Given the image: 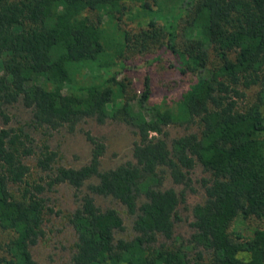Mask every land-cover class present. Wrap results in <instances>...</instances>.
<instances>
[{
	"label": "trees",
	"instance_id": "16d2710c",
	"mask_svg": "<svg viewBox=\"0 0 264 264\" xmlns=\"http://www.w3.org/2000/svg\"><path fill=\"white\" fill-rule=\"evenodd\" d=\"M125 1L0 0V230L10 234L0 246V264H37L30 246L44 233L41 194L60 183L78 193L91 179L69 217L76 235L72 264H264V228L253 229L251 237L229 231L238 215H264V0H134L153 12L139 34L116 27ZM167 2L168 15L153 8ZM177 6L179 13L172 11ZM153 40L185 57L180 73L204 77L174 106L147 117L132 108L111 68L136 41L145 47ZM83 72L110 74L98 82H75ZM253 86L255 101L241 110L239 101ZM150 94L146 76L139 102L147 103ZM14 103L31 111L33 126L50 130L72 132L87 118L124 122L137 135L133 161L101 169L106 144L86 131L88 162L57 165L56 151L36 146L29 132L10 124L5 106ZM195 123L198 133L167 142L166 125ZM28 157L44 174L39 180H27ZM196 163L210 178L202 182L203 202L192 209L188 243L198 249L190 258L183 246L169 247L158 238L172 237L181 199L162 186L164 175L185 183ZM10 184L23 185L20 197ZM94 195L110 197L134 215L132 238L115 239L123 219L116 209L97 205ZM203 252L210 254L208 262ZM241 252L249 258L239 257Z\"/></svg>",
	"mask_w": 264,
	"mask_h": 264
},
{
	"label": "rangeland",
	"instance_id": "374dc122",
	"mask_svg": "<svg viewBox=\"0 0 264 264\" xmlns=\"http://www.w3.org/2000/svg\"><path fill=\"white\" fill-rule=\"evenodd\" d=\"M160 7L161 9L154 5L153 8L158 11L161 10V14L168 15L172 3L167 2ZM178 8L177 6L172 11L179 13ZM90 16L94 17L93 14H90ZM152 18L153 12H144L140 7V3L134 0H126L124 16L116 27L121 32L127 30L131 34H139L147 28V23ZM159 22L163 24L164 19L159 20ZM162 40L164 39L160 41ZM181 41L182 39L176 41L178 49L181 46ZM136 42L137 45L131 47L123 57L117 59V62L111 68V72H117V80H121L124 84V96L129 98L132 108L135 111H141L147 117H151L157 109L162 110L174 106L181 94L188 90L191 85L197 84L198 80L204 77V73H180L179 62L185 59L180 51L173 54L165 45L154 40L148 41L145 47L139 41ZM92 74L85 72L77 74L75 82L79 84L98 82L110 73H102L101 77ZM146 76L150 78L151 94L148 102L144 103L139 102V98ZM257 90L256 86L246 90V97L239 101L241 110H245L255 101ZM120 102L118 100L117 104ZM5 110L11 118L10 124L15 127H23L29 132L36 146L46 144L57 152V165L78 168L88 162L91 145L86 139V131L102 138L106 144L105 153L101 157V169L104 170L126 161H133L132 145L136 141L137 135L134 133V129L124 122L108 119L104 123H98L93 118H87L79 122L72 132L64 127L50 130L33 126L31 124V111L21 103L7 105ZM200 128L201 126L198 123L188 126L169 124L164 127L166 134L164 136L167 142L170 143L173 138L186 133H198ZM153 135L162 137L158 134ZM24 161L31 167L27 180H39V176L44 175L36 169L33 157L25 158ZM187 175V181L181 184L174 183L167 173L164 175L162 186L173 188L181 199L176 207L172 237L166 239L159 236L158 241L169 247L183 246L188 251L189 257L193 258L198 248H191L188 243L193 232L191 225L193 221L192 209L196 204L203 202L204 188L202 182L204 179L210 178V173L200 163H196ZM90 181L95 182L94 179L87 181L78 193L69 184L60 183L41 194L46 204L42 224L44 233L35 244L30 246L31 254L37 264H72L71 256L74 251L76 235L69 223V217L79 205L80 194L86 192V185ZM22 188L23 185L18 184H10L9 186L15 197L21 196ZM141 199H139V202ZM94 200L101 208L112 207L121 215L124 229L115 232V239H130L135 235L133 230L134 215L128 213L121 203L110 197L98 195H94ZM256 228H264V215L262 217L249 216L246 218L238 215L231 223L229 231L232 232V235L242 234L245 237H251L252 230ZM9 236L10 234L7 231L0 230V246L7 241ZM238 256L245 260L249 258L248 253L241 252ZM209 258L210 254L203 252L204 261L208 262Z\"/></svg>",
	"mask_w": 264,
	"mask_h": 264
}]
</instances>
